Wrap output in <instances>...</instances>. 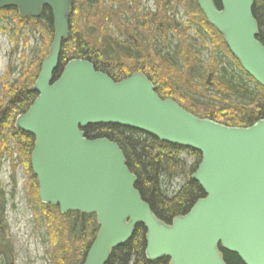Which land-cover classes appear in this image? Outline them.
I'll use <instances>...</instances> for the list:
<instances>
[{"label":"water","instance_id":"1","mask_svg":"<svg viewBox=\"0 0 264 264\" xmlns=\"http://www.w3.org/2000/svg\"><path fill=\"white\" fill-rule=\"evenodd\" d=\"M198 0L243 70L264 88V45L253 14L255 0ZM52 11L55 37L31 89L38 98L16 128L35 140L31 162L40 200L62 214L96 215L99 232L84 264H107L135 229L146 230L150 261L227 264L221 249L244 264H264V119L247 128L200 119L173 100H162L142 73L115 82L84 60L68 63L60 78L63 42L69 37L71 0H0L22 18ZM128 128L202 155L192 180L206 197L171 224L160 221L136 188L120 146L89 140L84 129Z\"/></svg>","mask_w":264,"mask_h":264},{"label":"trees","instance_id":"2","mask_svg":"<svg viewBox=\"0 0 264 264\" xmlns=\"http://www.w3.org/2000/svg\"><path fill=\"white\" fill-rule=\"evenodd\" d=\"M154 2L156 10L149 11L142 8V0H71L69 37L63 42L54 81L68 63L84 60L115 82L142 73L162 100H173L200 119L238 128L263 120L264 88L243 70L224 37L206 19L198 0H177L174 6L170 0ZM215 3L221 9L220 1ZM178 6H182L186 22L176 18L174 10ZM253 14L259 25L258 40L264 45V0H255ZM3 21L14 26L9 28L16 34L12 35L16 50L21 41L24 49L19 77L13 80L15 69H10L0 82V168L4 157L13 163L18 160L25 167L28 198L35 221L47 227L54 264H84L100 229L97 217L62 214L59 207L41 202L31 162L36 140L16 128L17 118L38 98L31 89L54 41L53 14L45 7L39 18L25 19L16 8H8L0 11V23ZM34 34L40 36L41 46L35 60L27 64L26 48ZM197 47L211 50L207 63L201 61ZM224 59L247 82L235 77ZM83 131L89 140L106 138L120 146L137 178V190L160 221L171 224L206 197L199 183L192 180L202 162L199 152L120 126H91ZM185 155L193 157L194 162L189 164ZM179 178L185 182L176 190L174 183ZM5 209V193L0 190V264H15ZM146 247V230L139 225L132 239L112 252L107 264H170L169 258L148 260ZM221 252L227 264H244L238 255Z\"/></svg>","mask_w":264,"mask_h":264},{"label":"rangeland","instance_id":"3","mask_svg":"<svg viewBox=\"0 0 264 264\" xmlns=\"http://www.w3.org/2000/svg\"><path fill=\"white\" fill-rule=\"evenodd\" d=\"M170 1L172 3L171 6H174L177 2V0ZM141 6L145 10H156L154 0H142ZM174 14L178 20L186 22L182 6H178L174 10ZM9 27L13 28L14 26L10 25L8 21L0 23V82L4 80L2 78H4L6 73L11 71L10 69H15L13 80L19 77V73L23 69V55L21 52L24 49V44L22 41L19 42V49L16 50L15 43L12 40V35L14 34L15 37L16 34ZM6 28H8V30L5 31ZM191 34L193 36V33ZM40 46V36L38 34L32 35L29 45L26 48L27 64L35 60ZM170 49L174 50L175 48L172 46ZM197 49H200L201 61L207 63L210 58L211 50L200 47H197ZM223 61L235 77L247 82L245 76L240 71L235 69L232 71L228 59H224ZM249 86L253 88V85L250 83ZM14 156V158H17V153H15ZM185 159L189 164L194 162L193 157L185 155ZM184 182L185 180L183 178L177 179L174 183L176 190H178ZM0 190L5 193V220L9 228L8 235L13 249V255L15 256V264H54L50 256L51 245L47 234V227L44 224L38 225L35 221L34 209L28 198L27 172L20 161L16 160L13 163L11 158L4 157V159H2L0 168ZM1 262L2 258L0 257V263Z\"/></svg>","mask_w":264,"mask_h":264},{"label":"bare ground","instance_id":"4","mask_svg":"<svg viewBox=\"0 0 264 264\" xmlns=\"http://www.w3.org/2000/svg\"><path fill=\"white\" fill-rule=\"evenodd\" d=\"M209 100V99H208Z\"/></svg>","mask_w":264,"mask_h":264},{"label":"flooded vegetation","instance_id":"5","mask_svg":"<svg viewBox=\"0 0 264 264\" xmlns=\"http://www.w3.org/2000/svg\"><path fill=\"white\" fill-rule=\"evenodd\" d=\"M216 1V0H215Z\"/></svg>","mask_w":264,"mask_h":264}]
</instances>
